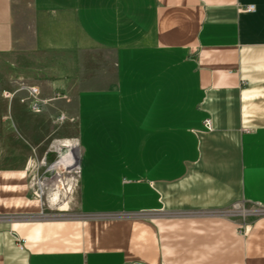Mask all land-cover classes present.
Returning <instances> with one entry per match:
<instances>
[{
  "label": "crops",
  "instance_id": "1",
  "mask_svg": "<svg viewBox=\"0 0 264 264\" xmlns=\"http://www.w3.org/2000/svg\"><path fill=\"white\" fill-rule=\"evenodd\" d=\"M48 136L72 217L28 196ZM0 264H264V0H0Z\"/></svg>",
  "mask_w": 264,
  "mask_h": 264
},
{
  "label": "rangeland",
  "instance_id": "2",
  "mask_svg": "<svg viewBox=\"0 0 264 264\" xmlns=\"http://www.w3.org/2000/svg\"><path fill=\"white\" fill-rule=\"evenodd\" d=\"M22 96L21 99H26ZM29 109V108H28ZM43 144L41 146L44 152L37 153L34 156L36 161L34 165L28 169L29 197L40 202L42 207V215L47 218H67L76 215V206L74 196L76 193V167L77 154L76 149L63 147L65 142L71 145L72 140H63L59 143L60 138L55 136L42 137ZM65 156L62 170L54 169L57 161ZM68 193H65V190ZM55 193L60 194V201L53 202ZM255 208L244 202H237L231 208L226 210V215L233 219L244 222L247 215L254 212Z\"/></svg>",
  "mask_w": 264,
  "mask_h": 264
},
{
  "label": "built area",
  "instance_id": "3",
  "mask_svg": "<svg viewBox=\"0 0 264 264\" xmlns=\"http://www.w3.org/2000/svg\"><path fill=\"white\" fill-rule=\"evenodd\" d=\"M238 10L240 12H253L255 10V6L254 5H248V6H244V7H239ZM24 89V87L22 88ZM26 94H27V98H26V102L28 103L27 106L29 108V110L31 112L34 113H38L41 111V106L42 104L40 103L39 99H38V95H39V90L36 87H26ZM6 97H10L11 95L6 93L5 94ZM205 126L207 128L208 131L211 130V121L210 119H207L205 121ZM76 170V174H78V168H75Z\"/></svg>",
  "mask_w": 264,
  "mask_h": 264
},
{
  "label": "bare ground",
  "instance_id": "4",
  "mask_svg": "<svg viewBox=\"0 0 264 264\" xmlns=\"http://www.w3.org/2000/svg\"><path fill=\"white\" fill-rule=\"evenodd\" d=\"M69 142H65L64 146L63 147H69ZM65 160V156H62L61 159H59L54 167V169H56L57 171L58 170H62L63 168V162ZM74 168H76L75 166H73ZM65 190V193H68V190L67 189H64ZM53 202H58L60 201V194L58 193H55L54 196H53V199H52Z\"/></svg>",
  "mask_w": 264,
  "mask_h": 264
}]
</instances>
